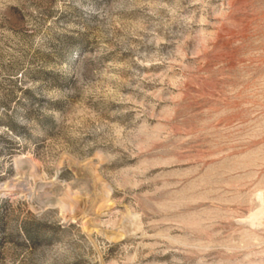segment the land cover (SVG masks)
Wrapping results in <instances>:
<instances>
[{
    "label": "rangeland",
    "instance_id": "1",
    "mask_svg": "<svg viewBox=\"0 0 264 264\" xmlns=\"http://www.w3.org/2000/svg\"><path fill=\"white\" fill-rule=\"evenodd\" d=\"M0 264H264V0H0Z\"/></svg>",
    "mask_w": 264,
    "mask_h": 264
},
{
    "label": "bare ground",
    "instance_id": "2",
    "mask_svg": "<svg viewBox=\"0 0 264 264\" xmlns=\"http://www.w3.org/2000/svg\"><path fill=\"white\" fill-rule=\"evenodd\" d=\"M8 190V189H7Z\"/></svg>",
    "mask_w": 264,
    "mask_h": 264
}]
</instances>
